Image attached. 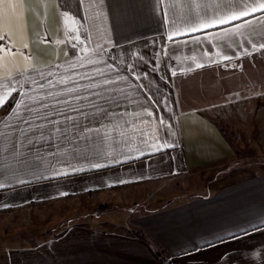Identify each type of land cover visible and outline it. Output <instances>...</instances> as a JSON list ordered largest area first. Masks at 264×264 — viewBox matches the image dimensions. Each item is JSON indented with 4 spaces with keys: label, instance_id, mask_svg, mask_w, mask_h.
Masks as SVG:
<instances>
[{
    "label": "crops",
    "instance_id": "1",
    "mask_svg": "<svg viewBox=\"0 0 264 264\" xmlns=\"http://www.w3.org/2000/svg\"><path fill=\"white\" fill-rule=\"evenodd\" d=\"M187 2L165 0L164 6H171L170 14L174 11L179 18L186 13L183 4ZM13 3L19 5V0H0V34L7 32L12 45L11 54L0 53V95L11 91L3 87L8 79L25 70L52 68L64 76L74 75L77 70L66 67L73 59L69 42L77 35L86 41L83 46L88 51L83 55L100 61L85 64L79 72L105 68L114 57L116 65L135 61L137 71L148 75L136 81L127 69L106 73L111 78L127 75L129 79L118 82L119 86L144 104L133 105L129 109L133 115L112 121L111 135L119 143L105 141L79 157L71 155L67 143L59 142L60 154L55 156L48 153L56 152V146L45 145L39 161L33 162V150L28 163L20 165L25 170L13 176L11 170L17 165L11 155L5 156L9 141L0 136V183L6 185L0 189V212L88 196L103 204L122 192L138 206L151 207L137 211L129 220L135 233L68 226L56 237L8 249L0 264H264V172L212 190L208 182L207 190L198 195H184L190 189L180 190L197 172L221 166L233 156L218 124H253L264 116V53L236 58L234 50L225 49L223 54L233 56L232 60L210 63L209 57L216 58L213 43L204 41L197 46L187 35L179 36L176 43L167 40L172 30L161 15L158 0H24L16 8ZM97 45L104 51L102 57ZM160 48L169 49L173 58L165 60L161 52L157 73L152 70L155 60L151 54ZM133 53L143 54L148 63L140 62ZM166 64L176 68L175 77ZM196 64L209 66L196 68ZM189 66L194 70L181 71ZM103 79L99 77L97 82ZM72 86L58 85L54 91ZM29 87L35 88L26 85L25 90ZM79 91L89 95L82 88ZM43 94L33 91V95ZM74 97L66 95L69 101ZM12 98L9 113L0 117V130L6 122L15 123L18 105L27 99L22 91H11L0 110ZM77 103L86 105L87 101ZM66 114L78 115L71 110ZM94 164L101 167L94 168ZM30 166L35 176L27 170ZM60 169L75 174L36 178L53 176V170Z\"/></svg>",
    "mask_w": 264,
    "mask_h": 264
},
{
    "label": "snow or ice",
    "instance_id": "2",
    "mask_svg": "<svg viewBox=\"0 0 264 264\" xmlns=\"http://www.w3.org/2000/svg\"><path fill=\"white\" fill-rule=\"evenodd\" d=\"M23 2L24 0H19V5L13 3L12 7L22 6ZM181 3H183V0H181ZM158 5L161 8L162 17L168 20L172 30V34L167 36V40L176 43L179 36L187 35L191 37V43L197 46L204 41L213 43L217 49L215 57L218 59L209 57L210 63L232 60L233 56L223 54L225 49L234 50L236 58L251 56L254 52L264 53V0H213V2L188 0L186 4H183L187 11L179 18L176 17L174 11L170 14L171 6L166 8L164 6L165 0H158ZM256 13L261 14L257 16ZM249 16H252L253 19H243ZM241 20L242 23H234ZM178 24L182 25V28H178ZM228 25H231V27H226ZM212 29L219 30L213 32ZM197 33H204V35H196ZM256 38H259V42ZM44 42H49L47 35L44 37ZM69 43L73 59L67 64L66 70H77L74 75L64 76L63 73L54 72L52 68L47 69V71L33 69L32 72H27L25 70V72H18L16 77L8 79V83L3 86L11 89V91H22L23 96L27 98L18 105L15 123L6 122L4 130H0V136H4L9 141V148L5 149V156L11 155L17 165L11 170L13 176L25 170L20 165L28 163V156L32 154L33 150H35L33 162L39 161L42 158L40 149L45 145L54 144L56 146V152L48 153V155L55 156L60 154L59 149L62 144L59 142L67 143L71 145L68 150L71 155L79 157L82 154H87L89 150L94 149V146L105 141L119 143L111 135L114 127L112 121L118 117L123 118L125 115H133L132 111H129L133 105L144 107L139 98L126 91L124 87L119 86L118 82L129 79L127 75H118L115 78L106 75V73L116 70L123 72L127 69V72L131 73L136 81L146 79L148 74L139 73L137 71L139 65L135 61L127 64L121 61L120 65H116V60L113 57L112 63L105 68H96L91 72H79L78 69L85 67V64L94 65L99 64L100 61L83 55L88 49L83 46L86 41L82 40L79 35L75 36ZM183 43L187 44L189 41H183ZM152 46L156 47L155 42ZM96 51L101 57L104 55L100 45H97ZM161 52L164 53L165 60L173 58L169 55L170 50L166 48H160L153 52L151 55L155 60V66L152 70L157 73L160 72ZM0 53H12L11 39L7 32L0 34ZM132 55L140 62L148 63L143 54L133 53ZM204 55L208 56V53L204 52ZM165 66L169 67L172 77L177 75L174 66L167 64ZM205 66L209 65H195L196 68ZM55 67L59 68L60 65ZM193 70L191 66L181 69L182 72ZM99 77H104V79L97 82ZM161 79H165V77L161 76ZM13 80H15V83H13ZM84 80L88 81L86 85L80 83ZM69 84L73 86L65 87L60 92L54 91L58 85L67 86ZM26 85H34L35 88L29 87L28 90H25ZM127 87L131 88V85L129 84ZM81 88L83 92H87L89 95H82L79 91ZM11 91H5L0 95V106L7 101ZM33 91H40L44 94L33 95ZM70 94H75L72 101L66 98V95ZM77 101H87V104H80ZM21 107L22 111L19 110ZM85 107H87V111L83 110ZM69 110L78 113V115H67L66 113ZM147 114L151 116L152 112ZM135 115L139 116L140 113L136 112ZM54 117H63V119H55ZM126 123L130 124L131 122ZM160 123L163 125V119ZM174 146L168 145L169 148ZM152 147H156L159 151L166 150L158 145H152ZM97 154L99 153L97 152ZM93 167L97 168L101 165L94 164ZM27 170L35 176L33 167L30 166ZM53 171V176H39L36 178L52 179L59 175L75 174L63 169ZM76 171H80V169ZM29 182L19 180V183ZM5 187V184L0 183V189ZM7 206L3 205L2 207Z\"/></svg>",
    "mask_w": 264,
    "mask_h": 264
},
{
    "label": "rangeland",
    "instance_id": "3",
    "mask_svg": "<svg viewBox=\"0 0 264 264\" xmlns=\"http://www.w3.org/2000/svg\"><path fill=\"white\" fill-rule=\"evenodd\" d=\"M240 112L241 109L235 113ZM218 126L234 154L225 164L197 172L187 179L186 184L180 186V190L190 189L184 195L204 193L208 182L212 190L217 185L264 172V116L253 124L221 122ZM125 194L117 193L112 201L103 204L88 196L0 212V262L8 249L56 237L68 226H97L114 232L135 233L128 225L129 220L137 211L151 205L140 207Z\"/></svg>",
    "mask_w": 264,
    "mask_h": 264
},
{
    "label": "trees",
    "instance_id": "4",
    "mask_svg": "<svg viewBox=\"0 0 264 264\" xmlns=\"http://www.w3.org/2000/svg\"><path fill=\"white\" fill-rule=\"evenodd\" d=\"M12 105H13V98L11 100H9V102H7V104L0 110V117L7 115L9 113ZM137 234H140V232H138Z\"/></svg>",
    "mask_w": 264,
    "mask_h": 264
}]
</instances>
